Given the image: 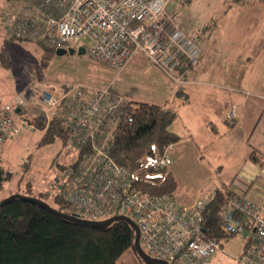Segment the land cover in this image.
<instances>
[{"label": "built area", "instance_id": "built-area-1", "mask_svg": "<svg viewBox=\"0 0 264 264\" xmlns=\"http://www.w3.org/2000/svg\"><path fill=\"white\" fill-rule=\"evenodd\" d=\"M166 4L167 0H9L0 17L11 38L55 51L76 53L84 47L89 60L117 70L142 54L178 85L192 83L189 74L198 65V49L165 14ZM182 57L188 68L176 73ZM31 92L43 124L20 115L27 104L24 99L1 104L0 146L26 127L43 133L51 118L60 119L65 159L51 186L70 215L90 221L125 216L136 224L140 246L152 259L210 263L221 244L204 233L209 195L183 205L170 194L155 195L140 184L168 171V153L174 144L161 153L144 155L136 170L110 157L120 120L132 121L127 99L111 92L110 86L83 84L56 88L36 83ZM28 162L26 157L21 165ZM220 221L227 234L247 232L239 264H264V216L259 205L244 195H232L222 207Z\"/></svg>", "mask_w": 264, "mask_h": 264}, {"label": "rangeland", "instance_id": "rangeland-1", "mask_svg": "<svg viewBox=\"0 0 264 264\" xmlns=\"http://www.w3.org/2000/svg\"><path fill=\"white\" fill-rule=\"evenodd\" d=\"M8 2L9 0H0V13ZM229 6L231 9L227 17L222 18ZM237 6L232 0H170L169 2L167 11L169 13L175 11L176 17L184 18L182 29L198 49L199 66L193 68L189 76L193 81L200 78L207 82L206 85L200 86L179 85L181 91L189 95L191 104L207 110L191 118L192 128L202 125L207 116H213L211 111L219 104L210 101L212 96L228 95L229 91H233L234 94L239 92L242 86L237 83H240L246 71L248 73V63L245 62L246 47L241 43L252 42L251 38L233 37L231 40L235 44L232 48L229 45V38L220 39L227 43L219 44L214 50L208 43V34L212 30H240L248 21L250 26L256 25L246 30H256L257 22L254 21L258 18H260L258 23L264 26V11L255 15V12H251L252 9H238ZM218 19V28L215 29V22ZM1 53L8 56V64L4 66L0 63V102L17 103L20 99H24L27 104L22 112L30 121L41 114L35 107L36 99L31 92L36 83L56 88H63L67 84H83L94 88L110 86V91L114 94L133 102L143 103L164 102L169 93L178 87V84L176 85L160 72L159 68L150 64L147 59H142L140 55L134 56L124 70L92 62L85 54L56 55L55 50L46 49L37 43L9 37L0 17ZM226 69L233 72V78L230 79L233 81L227 85L225 82L229 80L224 79ZM173 106H176L174 101H168L167 107ZM174 110L180 112V118L179 116L176 118L171 129L178 127L180 137L185 139L187 136L180 126V119L187 126L188 120L182 113V108ZM43 133L26 127L16 138L4 142L0 149V165L6 169V180L3 189L0 190V197L15 194L19 188L21 190L25 188L27 183L31 187V191L27 194L32 196H39V193L46 194L52 189L51 183L55 181L58 166L64 162L65 157L61 152V139L55 137L49 142H44ZM241 153V151L226 150L223 141H214L213 134L205 144L197 142L196 139L177 143L175 150L168 153L172 162L168 169L176 179V189L173 193L175 199L183 203L193 196L210 194L214 186L220 189L229 186L231 172L240 160ZM27 154L31 155L30 170L27 174H23L18 182L21 161ZM216 163L223 165V170L218 174L213 172ZM47 201L51 204L50 198H47ZM246 234L247 232H242L221 240V249L209 264H239L237 258L242 252ZM118 263L140 264L132 253L122 255Z\"/></svg>", "mask_w": 264, "mask_h": 264}, {"label": "trees", "instance_id": "trees-1", "mask_svg": "<svg viewBox=\"0 0 264 264\" xmlns=\"http://www.w3.org/2000/svg\"><path fill=\"white\" fill-rule=\"evenodd\" d=\"M232 1L236 4L246 2ZM0 63L4 66L8 64V56L5 53L0 54ZM187 68L185 59L180 58L176 73ZM127 111L132 121L120 120L110 145V157L117 164L136 170L144 155L161 153L167 145L179 141V136L171 129L176 115L170 109L129 101ZM41 118V115L34 117L35 123L40 126L43 124ZM55 137L62 141L65 131L60 119L53 117L43 133L42 141L49 142ZM30 156H26L28 164L20 167L18 182L23 174L30 170ZM5 180L6 169L0 165V190L3 189ZM140 184L144 190L155 195L167 193L174 196L176 189V181L170 172L165 170L153 176L152 181ZM29 191L31 187L27 183L25 188H19L15 194L32 196L27 194ZM231 196L232 192L228 186L215 189L209 195L204 214L206 237L220 242L221 246V240L234 236L224 231L220 221L222 207ZM5 197H0V201ZM33 197L43 200L59 212L69 214L65 210V203L55 191L39 193V196ZM47 198L51 199V204ZM134 239L133 228L123 220L97 228L55 216L20 197L10 199L0 208V264H119L120 257L126 253L134 254L139 263L144 264L136 254Z\"/></svg>", "mask_w": 264, "mask_h": 264}, {"label": "crops", "instance_id": "crops-1", "mask_svg": "<svg viewBox=\"0 0 264 264\" xmlns=\"http://www.w3.org/2000/svg\"><path fill=\"white\" fill-rule=\"evenodd\" d=\"M169 2L170 0H167L165 14L170 16L171 19L182 28V21L184 18L180 15V17H176L177 12L175 11L173 13H169V11H167ZM236 5H238V9H252L251 12H255V15L258 12L259 15L260 11H264V0H246L244 4L241 3ZM230 9L231 8L229 6L223 13L222 18L227 17ZM259 19L260 18L257 20L255 19L254 21L257 22L258 29L256 30H246L256 25L251 23L252 26H250L248 24L249 21L246 24H243L240 30L217 29L219 22L218 19L214 27L217 30H212L209 32L208 43L210 48L213 50L216 49L219 44L225 43L220 39L229 38L230 48H232V46L235 44V42L231 40L233 37L247 36L251 38L252 42L241 43L244 47H246L245 49L247 56L245 57V62L248 63V73L247 71L244 73L245 76L247 74L248 75L246 77H241L240 83H237V85L242 86V88H240L239 92H235V94L233 91H229L228 95L225 94L223 96H212L210 101L212 100L214 104L219 105L212 109L211 112L213 116H207L202 125L192 128L191 118H195L198 114L201 115L207 110H203V108H200V106L190 103L189 95L182 92L180 89V86L183 84L179 86L174 82L178 87H175L169 93L167 99L164 100V102L159 101L148 104H155L161 106L164 109H170L175 113L176 118L178 116L180 118V112L174 109L182 108L181 111L188 120V126L184 124L182 119H180V126L183 127V133L187 137L185 139L180 137L178 133V127L172 129V131L179 136V141L177 143H181L183 141H193L196 139L197 142L205 144L207 143L208 138L213 134L214 141H223L226 150L229 149L230 151H241V158L233 167L231 172L232 177L230 179L231 184L228 186L229 190L232 192V195H244L246 198L259 205L262 208V215L264 216V26H261L258 23ZM182 30L184 31V29ZM226 50L227 48L225 51ZM138 55H140L142 59H146V57L142 54H137L135 56L138 57ZM131 62L132 59L122 69L124 70L127 68ZM158 70L162 72L160 69ZM232 74V71L227 69L225 70L224 79L229 80L225 82L226 85L233 81L230 80L233 78ZM205 83L207 84L206 81L200 80L199 78L196 81L194 79L192 83L184 84H194L200 86L206 85ZM180 99L183 101L180 102ZM168 101H174L176 106H173L172 108L167 107ZM231 112L232 117L229 118L228 114ZM177 143L174 144V147L171 151L175 150ZM205 148L206 147H204V149ZM214 166L213 172L216 174L223 170V165L220 163H216ZM168 171L176 181L171 170L168 169ZM219 179L221 181V177H219ZM215 189L217 188L214 186L212 192ZM53 191L54 189L52 188L50 191H47V193ZM212 192H210V194ZM200 195L201 194L193 196L183 203L179 201L178 202L183 205H188L193 203Z\"/></svg>", "mask_w": 264, "mask_h": 264}, {"label": "water", "instance_id": "water-1", "mask_svg": "<svg viewBox=\"0 0 264 264\" xmlns=\"http://www.w3.org/2000/svg\"><path fill=\"white\" fill-rule=\"evenodd\" d=\"M55 53H56V55H64V54L72 55L75 53V51L73 49H69L67 51L64 49H57L55 51ZM76 53L79 55H84V53H85L84 47H80ZM15 112L18 113L19 109H17ZM17 197H20L24 200L32 202V203L42 207L46 211H48V212L52 213L53 215L58 216L60 218H63V219L69 220V221H73V222H77V223L92 225V226L97 227V228L106 227V226L110 225L112 222L117 221V220L126 221L133 228V230L135 232L134 249L136 251L137 256L140 258V260L144 264H169V263L162 261V260L152 259L143 251V249L141 248L140 243H139V232H138V228H137L136 224L131 219H129L125 216H122V215L112 216L110 218H107V219L101 220V221L83 220V219H79L75 216L59 212L56 209H54L53 207H51L49 204L44 202L43 200H40L36 197L25 196V195H21V194H13V195H9V196L5 197L4 199H2L0 201V208L4 203L9 201L10 199L17 198Z\"/></svg>", "mask_w": 264, "mask_h": 264}]
</instances>
